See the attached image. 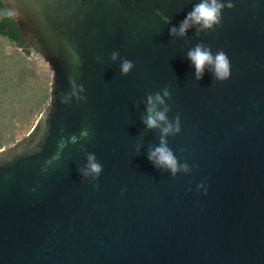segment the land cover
Returning <instances> with one entry per match:
<instances>
[{"label":"water","instance_id":"95a60500","mask_svg":"<svg viewBox=\"0 0 264 264\" xmlns=\"http://www.w3.org/2000/svg\"><path fill=\"white\" fill-rule=\"evenodd\" d=\"M198 2L0 0V35L51 73L35 126L0 150V264H264V0L170 36ZM201 42L227 54V81L195 79L187 52ZM113 52L133 62L127 76ZM70 81L86 102L61 103ZM165 87L181 119L168 146L194 166L175 178L148 160L160 133L141 120ZM87 153L96 180L78 171Z\"/></svg>","mask_w":264,"mask_h":264},{"label":"clouds","instance_id":"9594fccd","mask_svg":"<svg viewBox=\"0 0 264 264\" xmlns=\"http://www.w3.org/2000/svg\"><path fill=\"white\" fill-rule=\"evenodd\" d=\"M234 4L232 0H199L195 3L191 10L186 14L185 18L178 26L170 28V36L185 37L191 28H195V35L199 37L201 33L214 31L220 26L222 21V13L225 8L232 9ZM166 22L170 23L167 18ZM120 60V72L123 76H127L134 68V64L127 58L121 59L118 52L111 54V60L115 62ZM187 59L195 69V79H202L205 70H209L215 81L224 82L230 78L231 63L229 57L223 50H218L213 53L210 46L203 42L197 43L187 52ZM71 90L67 93H61V103L70 104L72 98L77 102H86V97L83 95L85 89L83 85H77L75 81H70ZM171 99V93L167 87L159 92L147 93L145 100V115L142 116V123L148 130H159V144L152 146L148 150V160L158 170L168 171L173 178L177 174L188 175L191 173L194 166H190L188 162L181 163L173 150L168 146V138L179 135L181 132V119L179 114L169 119L171 108L167 103ZM139 103V102H138ZM90 136V131L83 129L79 137L73 135L70 137L71 143H77L80 139H87ZM65 142L61 141V148ZM58 158L54 157V159ZM84 179L96 180L103 172V166L97 160L94 153H87L86 164L78 170ZM204 184L197 186V191L204 189ZM206 192V189H205Z\"/></svg>","mask_w":264,"mask_h":264},{"label":"trees","instance_id":"16d2710c","mask_svg":"<svg viewBox=\"0 0 264 264\" xmlns=\"http://www.w3.org/2000/svg\"><path fill=\"white\" fill-rule=\"evenodd\" d=\"M42 66L0 35V150L25 136L48 105L50 80Z\"/></svg>","mask_w":264,"mask_h":264},{"label":"rangeland","instance_id":"374dc122","mask_svg":"<svg viewBox=\"0 0 264 264\" xmlns=\"http://www.w3.org/2000/svg\"><path fill=\"white\" fill-rule=\"evenodd\" d=\"M42 64V63H41ZM43 66L41 67L44 71H45V73L48 75V77H49V90H50V85H51V73H50V71L47 69V67H46V65H44V64H42ZM41 68H40V70L39 71H41ZM46 108V107H45ZM44 108V109H45ZM43 109V110H44ZM43 110L41 111V113L43 112ZM41 113L37 116V118H35V120H34V122H33V125L31 126V128H29V130H28V132H26L25 133V136L28 134V133H30V131L33 129V127L35 126V124H36V122H37V120H38V118H39V116L41 115ZM25 136H23V135H21L20 137H19V139H18V141L19 140H21L23 137H25Z\"/></svg>","mask_w":264,"mask_h":264}]
</instances>
